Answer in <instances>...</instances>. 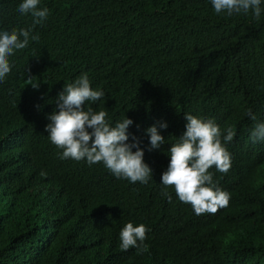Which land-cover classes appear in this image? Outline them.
Returning a JSON list of instances; mask_svg holds the SVG:
<instances>
[{
	"label": "trees",
	"instance_id": "1",
	"mask_svg": "<svg viewBox=\"0 0 264 264\" xmlns=\"http://www.w3.org/2000/svg\"><path fill=\"white\" fill-rule=\"evenodd\" d=\"M21 2L0 0V33L39 36L8 57L0 81V264H264V141L250 140L264 122V0L259 18L217 14L211 0H40L48 16L34 27ZM82 74L105 93L86 109L113 126L133 121L128 142L152 169L147 183L61 159L51 143L47 116ZM184 114L235 132L229 171L209 170L230 196L215 214L196 215L160 183ZM153 124L166 142L150 150ZM128 222L146 227V251L120 249Z\"/></svg>",
	"mask_w": 264,
	"mask_h": 264
},
{
	"label": "clouds",
	"instance_id": "2",
	"mask_svg": "<svg viewBox=\"0 0 264 264\" xmlns=\"http://www.w3.org/2000/svg\"><path fill=\"white\" fill-rule=\"evenodd\" d=\"M211 3L217 14L226 12L231 16L234 12L248 13L251 10L253 16L259 18L262 12L261 0H211ZM39 4L40 0H22L18 6L21 14H31L33 27L48 16L49 10L39 7ZM31 33V27L0 33V81L11 71L8 57L15 50L26 48L30 40H39L38 35ZM27 79V84L34 89L39 87L38 80H33L32 76ZM104 97L105 93L94 90L88 76L82 74L57 94L58 111L48 114L45 131L51 143L62 150L61 159L86 160L89 165L102 162L117 178H126L132 183H147L152 179V169L143 160L144 152L139 147L138 139L133 136L132 141L128 142L127 129L133 121L126 117L113 126L106 119V111L94 112L90 106L85 108L87 103ZM246 115L256 120L251 109L246 111ZM184 118L187 121L185 130L178 137V142L171 143L167 150L170 160L167 170L161 174L160 183L165 189L174 188L178 199L190 204L196 215L215 214L220 208L227 207L230 196L216 187L213 173L209 170L215 167L220 173L229 171L231 157L225 145L233 140L235 132L228 128L223 134L220 126L210 119L204 120L191 114H184ZM158 125L160 129L167 127L165 122H158ZM145 133L149 138L150 150L158 149L166 142L157 124L149 126ZM250 140L253 143L264 141V122L256 123L251 129ZM162 194L171 201L167 191ZM145 239L146 227L128 222L120 230V249L146 251L147 245H143Z\"/></svg>",
	"mask_w": 264,
	"mask_h": 264
}]
</instances>
